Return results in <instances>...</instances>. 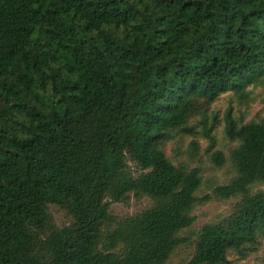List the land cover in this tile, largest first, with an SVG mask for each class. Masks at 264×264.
Listing matches in <instances>:
<instances>
[{"label":"trees","instance_id":"obj_1","mask_svg":"<svg viewBox=\"0 0 264 264\" xmlns=\"http://www.w3.org/2000/svg\"><path fill=\"white\" fill-rule=\"evenodd\" d=\"M204 159L227 178L206 182ZM231 200L194 228L197 206ZM180 248L264 264V0H0V264H171Z\"/></svg>","mask_w":264,"mask_h":264},{"label":"rangeland","instance_id":"obj_2","mask_svg":"<svg viewBox=\"0 0 264 264\" xmlns=\"http://www.w3.org/2000/svg\"><path fill=\"white\" fill-rule=\"evenodd\" d=\"M254 98V102L252 103V116L260 113L262 111V104H261V98H262V90L258 89L255 91L254 95L252 96ZM234 102V106H236V101L232 100ZM231 104V98L230 95H225L221 98V100L215 105V111L222 116L227 109L230 107ZM220 134L217 135L219 142H222V136H221V130L219 129ZM201 156L204 154V150L208 147V142L206 140H201ZM186 144V146H185ZM184 150L186 151L189 142L185 143ZM170 149L168 153L170 154ZM204 163H198L195 162V166H201L204 170L203 177L206 182L213 180L211 183H221L227 178V169L224 170H215L213 165H211L209 162H207L206 159H204ZM210 183V184H211ZM206 188V187H205ZM205 192V191H204ZM236 201L231 200L227 202H212L205 205H199L196 207V209L193 212V216L196 218V223L194 228L196 230H200L204 225L211 223L216 217L220 216L221 214H229V212L232 210L233 205ZM148 200H143L142 202H135L132 201L129 205H120L115 204L112 206L111 211L118 215V216H127V215H134L135 213H138L145 209V207L148 205ZM51 213L54 216V219L56 223L62 227L66 223L65 214L55 206H51L50 208ZM192 251L189 249L180 248L174 255L171 264H187L192 256Z\"/></svg>","mask_w":264,"mask_h":264}]
</instances>
